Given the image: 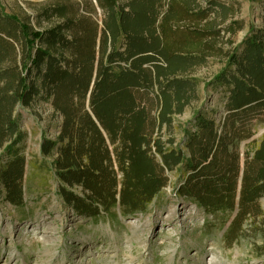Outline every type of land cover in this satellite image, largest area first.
<instances>
[{
  "label": "trees",
  "instance_id": "16d2710c",
  "mask_svg": "<svg viewBox=\"0 0 264 264\" xmlns=\"http://www.w3.org/2000/svg\"><path fill=\"white\" fill-rule=\"evenodd\" d=\"M96 2L104 13L101 28L77 3L42 9L41 18L56 20L43 32L28 17L0 12L5 200L23 203L25 160L14 152L21 142L14 108L41 95L62 116L57 139L44 140L42 154L56 150L54 169L65 185L60 195L76 214L98 217L116 206L125 217L143 213L165 188L166 173L182 165L186 176L176 194L207 214L230 215L223 226L232 243L244 223L258 217L264 198V137L250 152L239 149L252 137L254 122L264 123V14L263 28L250 27L234 46L243 25H225V18L216 23V11L226 13L228 7L215 1L205 8L196 0ZM210 57L225 61L211 82L227 89L225 115L218 124L214 117L196 115L185 143L167 150L159 137L162 126L196 99L195 84L177 74ZM20 62L25 76L18 72ZM72 187H80L82 195Z\"/></svg>",
  "mask_w": 264,
  "mask_h": 264
},
{
  "label": "rangeland",
  "instance_id": "374dc122",
  "mask_svg": "<svg viewBox=\"0 0 264 264\" xmlns=\"http://www.w3.org/2000/svg\"><path fill=\"white\" fill-rule=\"evenodd\" d=\"M208 1L228 7L226 13L216 11V23L225 18V25L232 22L243 25L232 39L234 46L244 40L250 27L263 28L264 0H196V4L205 8ZM64 3L82 4V14L91 16L101 28L104 13L96 0H0V12L28 17L35 31L43 32L56 20L41 18L39 12ZM120 44L121 39L116 43L117 49ZM220 46L221 42L217 49ZM224 66L221 58L210 57L204 65L177 74L195 84L196 99L181 115H173L162 126L159 137L165 149L185 143L189 131H194L196 115L214 117L217 124L223 119L228 92L211 82ZM24 69L25 64L20 62L18 72L23 76ZM34 78L32 72L27 80L31 82ZM46 98L39 95L28 105L17 104L13 111L21 134V142L14 152L18 151L25 160L23 203L15 206L6 201V190L0 184V264H126L128 261L130 264H204L211 257H217L220 264H264V198L259 201L258 217L247 220L242 234L228 243L230 235L226 238L222 231L230 215L207 214L196 203L176 194L186 176L179 170L182 165L166 173L165 188L143 213L125 217L116 206L98 217L76 214L60 195V187L65 185L54 169L56 150L50 156L42 154L43 141H55L62 123V116L51 104L52 99ZM263 137L264 123L254 122L252 137L239 145L240 152L244 154L257 148ZM157 161L160 162L158 157ZM70 190L82 195L80 187Z\"/></svg>",
  "mask_w": 264,
  "mask_h": 264
},
{
  "label": "bare ground",
  "instance_id": "6f19581e",
  "mask_svg": "<svg viewBox=\"0 0 264 264\" xmlns=\"http://www.w3.org/2000/svg\"><path fill=\"white\" fill-rule=\"evenodd\" d=\"M130 248V247H129ZM132 257V256H130ZM126 264H130V262H126ZM204 264H220L219 259L217 257H211L208 259V261L205 260Z\"/></svg>",
  "mask_w": 264,
  "mask_h": 264
},
{
  "label": "water",
  "instance_id": "95a60500",
  "mask_svg": "<svg viewBox=\"0 0 264 264\" xmlns=\"http://www.w3.org/2000/svg\"><path fill=\"white\" fill-rule=\"evenodd\" d=\"M117 209H118V212L120 214V209H119V206H117ZM225 231V228L223 229L222 233Z\"/></svg>",
  "mask_w": 264,
  "mask_h": 264
}]
</instances>
